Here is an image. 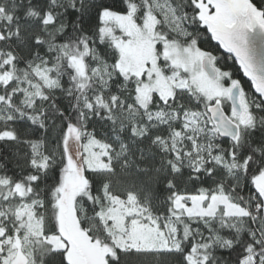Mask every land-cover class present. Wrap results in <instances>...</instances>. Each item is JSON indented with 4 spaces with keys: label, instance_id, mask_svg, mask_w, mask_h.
<instances>
[{
    "label": "snow or ice",
    "instance_id": "obj_1",
    "mask_svg": "<svg viewBox=\"0 0 264 264\" xmlns=\"http://www.w3.org/2000/svg\"><path fill=\"white\" fill-rule=\"evenodd\" d=\"M264 0H0V264H264Z\"/></svg>",
    "mask_w": 264,
    "mask_h": 264
},
{
    "label": "water",
    "instance_id": "obj_2",
    "mask_svg": "<svg viewBox=\"0 0 264 264\" xmlns=\"http://www.w3.org/2000/svg\"><path fill=\"white\" fill-rule=\"evenodd\" d=\"M264 39V37H261L259 34H258V31L257 33L253 34L252 35V41L253 43L259 47L260 43H261V40Z\"/></svg>",
    "mask_w": 264,
    "mask_h": 264
}]
</instances>
